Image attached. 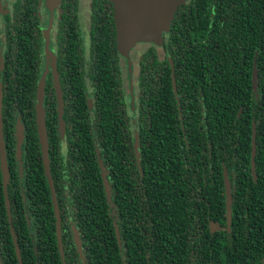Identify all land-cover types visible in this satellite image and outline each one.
Returning <instances> with one entry per match:
<instances>
[{"label": "trees", "instance_id": "obj_1", "mask_svg": "<svg viewBox=\"0 0 264 264\" xmlns=\"http://www.w3.org/2000/svg\"><path fill=\"white\" fill-rule=\"evenodd\" d=\"M258 3L251 0L244 20H236L237 25L225 29L214 40L218 51L204 66L209 68L210 83L203 90L197 86L198 71L201 68L199 51L187 50V42L195 40L204 33L195 28L190 30L182 23V10L179 9L174 23L178 35L173 37L175 46H181L190 54L188 62H183L182 69L173 77L170 86V107L166 114L150 129L149 93L146 97L143 121L139 133H122L116 131L117 120L114 110L113 91L107 92V106L102 117L107 124V131L98 133L99 141L93 134L82 131L75 135L76 145L71 150V161L79 165L78 180H74L71 192V216L80 223L95 222L106 226L111 238L106 242L107 258L93 260V264H183L184 255H206L204 263L211 264H262L264 258V21L254 18V9L260 13ZM244 13V11H243ZM240 20V21H239ZM182 23V24H181ZM207 25V22L205 23ZM181 25V28H180ZM212 35V34H211ZM210 35V36H211ZM212 53V50L206 54ZM201 62V63H200ZM254 68L257 72V92L254 91ZM186 72V75H185ZM182 73L180 77L179 74ZM183 79V80H182ZM182 80V81H181ZM147 82V80L145 79ZM177 81V82H176ZM213 81V83H212ZM148 88V84H147ZM111 98V100H110ZM131 127L132 123L130 122ZM126 126V124H123ZM123 126V127H124ZM256 130L255 169L253 170V133ZM27 151L25 155L36 169L38 197L51 220L55 221L54 206L48 180L44 173L41 147L35 118H28ZM57 140L60 141V136ZM139 137L141 171L140 202L145 205L143 227L129 226L132 233L125 237L127 258L121 260L118 240L113 221L108 216L107 208L118 205L120 193L124 192L128 201L132 200L130 189L133 184L128 171L131 157L126 142H135ZM54 141H56L54 139ZM60 146L52 154L51 173L57 194L60 189L58 170L65 158L59 152ZM16 164V174L12 171V185L8 188L11 202V217L7 211L3 182L0 174V223L6 240L9 264H21L16 256L11 225L20 242L24 231L25 218L16 217L18 206L23 204L20 189L19 164L15 151L10 153ZM9 157V158H10ZM99 158V162L97 159ZM124 159V160H123ZM11 165V161L9 160ZM108 170L107 179L111 187L112 201L108 200L102 168ZM231 182L233 204L232 224L227 225L225 174ZM37 179V178H36ZM33 186H31L32 188ZM59 203H60V197ZM212 219L224 228L222 232L212 234L204 222V235L210 239L200 245L186 246L181 236L184 230L183 219L186 217L184 207L200 204ZM91 207H99L92 210ZM143 211L140 210V213ZM12 218V219H11ZM153 220V221H152ZM147 227V222L150 223ZM11 222V223H10ZM95 227H92L94 229ZM90 228L83 227L84 231ZM96 230V229H94ZM153 232L152 236L143 235L142 231ZM89 237V235H85ZM213 236V237H212ZM143 244L144 251L137 262V248ZM102 249L100 243L95 244ZM22 251V264H29L30 255ZM98 254L104 255L103 250ZM198 254V255H197ZM150 255L151 259H147ZM213 257V259H212ZM79 259L76 262L79 263ZM75 262V261H74Z\"/></svg>", "mask_w": 264, "mask_h": 264}, {"label": "flooded vegetation", "instance_id": "obj_2", "mask_svg": "<svg viewBox=\"0 0 264 264\" xmlns=\"http://www.w3.org/2000/svg\"><path fill=\"white\" fill-rule=\"evenodd\" d=\"M250 1L188 0L180 7H183L181 16L182 23L185 24L184 31L195 28L204 33L187 42V50L197 49L203 62L196 81L200 90H203L206 83L211 82L209 68H205L202 56L205 55L208 60L216 54L218 47L214 48L213 45L218 44V41L214 38L225 29L229 30L237 25L236 20L245 19L246 7L250 5ZM256 1L263 3L260 13L254 9V18L264 21V0ZM175 20L162 45L137 43L130 50L122 52L117 40L115 8L110 0H0V118L10 170L8 188L12 185L11 172L16 174V164L10 157V153L15 151L23 196V204L21 208L18 206L15 216L24 217L26 220L20 242L18 238L13 240L18 258L19 255L22 258L21 246L26 254L32 253L29 264H93V260L107 258L106 242L111 238V233L106 226L95 222L80 223L71 216V192L74 190V180H78L76 176L80 169L79 165L71 161V150L76 145L75 135L86 131L99 141L98 133L108 130L102 117L109 90L114 93L112 105L117 110V120L114 121L116 131L125 134L130 131L139 133L141 123H144V108L147 106L146 91L150 97V129H153V123L169 110L173 77L178 78L177 72L182 69V63L188 62L193 52L175 46L173 37L179 32L175 29ZM205 21L207 25L204 24ZM210 50L212 53L206 54ZM40 102L42 107L38 111ZM60 110L63 125L60 122ZM39 114L44 117L48 135L50 171L53 166L52 154L56 147H61L59 152L65 158L57 174L60 189L64 192L57 194V198L60 197V223L56 219L52 221L43 207L38 197L40 179L34 177L36 169L25 157L28 153V118L34 117L37 125ZM56 135L60 136V141L56 139ZM20 146L22 164L17 158ZM126 146L127 154L131 152L132 156L134 153L136 156V159L131 157L128 165L133 184L130 189H125L127 193H131L132 200L129 202L124 192H121L118 205L103 208L109 211L108 216L104 217L112 220L115 226L122 261L127 258L125 237L132 233L129 226H146L144 220L148 218L145 205L139 206V144L126 142ZM97 161L99 162V158ZM42 163L44 168L43 155ZM44 173L46 176L45 168ZM0 174L3 182L1 157ZM91 209L97 210L99 207ZM183 209L186 217L180 224V229L185 227L190 231L184 230L181 236V241L186 246L200 245L210 239L208 235H204L205 221L212 234L224 230L218 221L212 219L209 211L206 212L210 208H205L201 202ZM140 210L143 212L140 213ZM152 221L147 222V227H150ZM10 227L12 233H15L13 225ZM83 227L90 229L84 231ZM76 232L80 238V247ZM87 234L89 237L85 236ZM142 234L152 236L153 232L143 230ZM15 236L17 237L16 233ZM97 242L102 249L95 245ZM6 244L0 223V264H9ZM98 250H103L105 254H98ZM143 251L142 244L137 248V262L140 261ZM198 257L201 260L198 263L194 253L184 255L180 261L183 264H202L204 258L210 259L206 255L199 254ZM146 258L150 260L151 256L146 255ZM76 259H79V263ZM211 264H214L213 261Z\"/></svg>", "mask_w": 264, "mask_h": 264}, {"label": "water", "instance_id": "obj_3", "mask_svg": "<svg viewBox=\"0 0 264 264\" xmlns=\"http://www.w3.org/2000/svg\"><path fill=\"white\" fill-rule=\"evenodd\" d=\"M115 8V21L117 26V40L119 50L126 52L130 50L137 43H153L155 45H162L164 37L170 32L172 24L175 20L176 14L181 6L187 3L188 0H110ZM254 85L253 89L257 92L258 85L256 84L257 72L254 68ZM42 107V102L38 106V111ZM60 122L63 125L62 112L60 110ZM2 118H0V157H1V170L3 175V186L6 198V206L9 216L11 217V202L8 196V185L10 183V170L8 165V157L5 148V141L2 132ZM22 127V126H21ZM37 127H38V138L41 146L44 168L46 177L49 182V186L52 193V201L54 205L55 217L58 223L61 222V213L57 198L56 189L54 186L53 178L50 171V160H49V145L48 135L45 127L44 117L39 114L37 116ZM21 133V132H20ZM256 130L254 127L253 133V170L255 169V155H256ZM137 143L139 137L136 139ZM139 144V143H138ZM17 158L22 164V149L21 146L17 153ZM102 168V175L104 180V186L108 200L111 202V187L107 179L106 168L103 163H100ZM225 186H226V206H227V225L230 227L232 224V204L233 195L231 182L225 174ZM14 239L17 237L13 232ZM76 239L78 246L80 247V238L76 232ZM17 240V239H16ZM15 240V241H16ZM18 255L20 253L19 246L17 248ZM81 251V248H80ZM19 261L22 262V258L19 255Z\"/></svg>", "mask_w": 264, "mask_h": 264}]
</instances>
